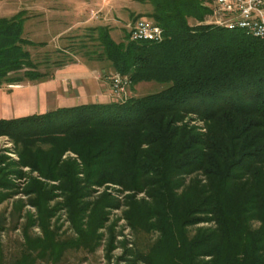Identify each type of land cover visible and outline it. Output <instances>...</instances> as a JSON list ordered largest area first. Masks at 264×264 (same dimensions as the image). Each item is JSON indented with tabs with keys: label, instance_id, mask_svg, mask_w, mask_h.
I'll return each mask as SVG.
<instances>
[{
	"label": "trees",
	"instance_id": "16d2710c",
	"mask_svg": "<svg viewBox=\"0 0 264 264\" xmlns=\"http://www.w3.org/2000/svg\"><path fill=\"white\" fill-rule=\"evenodd\" d=\"M153 4L148 16L162 28L161 41L133 40L129 32L118 42L107 25L90 27L89 36L102 49L92 51L96 59L109 60L133 85L156 81L166 88L0 119V135L20 145L17 165L38 174L23 188L37 211L24 215L27 249L10 264L38 258L57 264L68 249L98 247L111 210L123 204L135 242L143 233L157 237L141 248L121 242L120 261L264 264V39L205 22L214 9L204 0ZM23 31L21 13L0 17V87L21 81L9 76L14 71L25 69L32 80L51 75L32 59L26 46L35 43ZM3 162L2 200L18 189L11 176L24 175L14 163L1 167ZM110 183L130 191L123 203L107 190L91 198L95 186ZM63 208L75 237L62 238L53 227ZM34 227L41 233L31 235ZM107 228L110 253L117 247L114 223ZM1 253L0 264H7Z\"/></svg>",
	"mask_w": 264,
	"mask_h": 264
},
{
	"label": "rangeland",
	"instance_id": "374dc122",
	"mask_svg": "<svg viewBox=\"0 0 264 264\" xmlns=\"http://www.w3.org/2000/svg\"><path fill=\"white\" fill-rule=\"evenodd\" d=\"M204 2L213 7L212 0H204ZM153 10V0H0V17H12L21 13L24 18L22 35L35 43L33 46L26 47L31 52L32 59L38 68L42 72L51 73L47 77L32 80L24 77L25 69L19 72H11L9 74L11 78L21 77L22 79L18 82L8 81L0 87V119H14L18 118L17 116L23 117L25 114L28 116L37 112L45 113L55 108L60 102L55 101L56 94H58L56 91L57 77L61 70L68 66L86 65L91 71V78H93L92 80L88 79L91 81L89 85L96 84L93 81L105 82L106 88L113 96L111 101H117L110 79L116 71L109 60L96 59L98 55L92 51L96 50L98 53L102 49L97 40L90 38L89 28L107 25L112 37L119 42L126 38L131 27L138 20H146L156 24L148 16ZM216 19L215 15L212 14L205 22L216 23ZM190 22L196 23L194 20H190ZM77 77L80 78V76ZM167 86V83L156 81H144L135 85L131 82L130 86L126 88L127 97L144 96L158 92ZM71 90H73L75 98L80 97L79 88L74 89L72 87ZM59 105L64 104L60 102ZM187 120L203 127V121L199 120L196 115L187 116ZM19 147L20 145L13 137L0 135V158H3L4 161L1 163V167L9 168V164L14 163L16 168L24 172L21 178L11 176L18 184V189L12 197L2 200L0 195V249L7 264L21 258L27 249L24 242V231L28 223L24 215L27 211L37 213L36 208L28 203L31 197L23 191V188L32 176L36 177L38 174L28 166L17 165L20 161ZM66 155L75 156L70 152H67ZM94 188L96 191L91 198H95L99 193L107 190L122 203L125 200V195L130 193V191L121 193L118 191L120 186L111 183L108 186H95ZM0 192L7 193V190ZM56 192L60 194L59 191ZM143 196L144 194H139L138 197ZM60 199L61 197L56 198L51 204H55ZM19 200H23L24 206L18 202ZM125 208L123 204L119 209L111 210L107 227L114 223L117 247L110 253L107 252L109 231L105 227L102 229L104 237L98 247L94 249L85 247L68 249L63 259L57 264H129L127 261H120L119 259L124 251V245L121 242H126L128 246L133 245V248L135 245L141 248V246L152 244L157 234L143 233L135 242V234L123 214ZM52 222L53 227L58 229L62 238L76 236L65 208L57 212ZM40 233L39 227L30 229L31 235ZM33 255L34 258L37 257V252H34ZM35 264L48 263L38 258Z\"/></svg>",
	"mask_w": 264,
	"mask_h": 264
},
{
	"label": "built area",
	"instance_id": "2783aa9c",
	"mask_svg": "<svg viewBox=\"0 0 264 264\" xmlns=\"http://www.w3.org/2000/svg\"><path fill=\"white\" fill-rule=\"evenodd\" d=\"M213 14L216 23L231 29L241 28L248 33L264 39V0H212ZM133 40H150L159 42L163 39V30L157 24L146 20H138L130 29ZM116 98L121 101L128 99L126 88L131 78L118 71L111 77Z\"/></svg>",
	"mask_w": 264,
	"mask_h": 264
},
{
	"label": "crops",
	"instance_id": "0c3cea01",
	"mask_svg": "<svg viewBox=\"0 0 264 264\" xmlns=\"http://www.w3.org/2000/svg\"><path fill=\"white\" fill-rule=\"evenodd\" d=\"M58 75L59 76L57 77L56 81V83L58 82V86L56 89L58 94H56L57 97L55 101H60L64 105H59V102L55 108L50 110H54L60 107H71L80 104L104 103L113 100V96L106 88L105 82L99 83L97 81H93L96 84L92 83L89 85V82L91 81H89L88 79L92 80L93 78H91V71L87 68L86 65L68 66L66 68H63ZM77 76H80V78ZM82 77L84 80L82 79ZM72 87L74 89H80L81 94L79 95V98H75L73 90H71ZM34 114H39V112ZM23 116L27 115L25 114Z\"/></svg>",
	"mask_w": 264,
	"mask_h": 264
}]
</instances>
